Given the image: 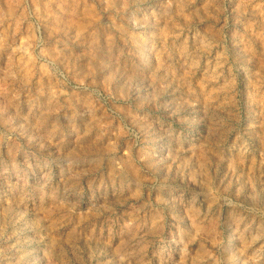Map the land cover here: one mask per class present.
Masks as SVG:
<instances>
[{"label": "rangeland", "instance_id": "374dc122", "mask_svg": "<svg viewBox=\"0 0 264 264\" xmlns=\"http://www.w3.org/2000/svg\"><path fill=\"white\" fill-rule=\"evenodd\" d=\"M0 264H264V0H0Z\"/></svg>", "mask_w": 264, "mask_h": 264}]
</instances>
